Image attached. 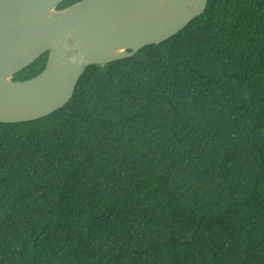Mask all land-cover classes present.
I'll use <instances>...</instances> for the list:
<instances>
[{
  "label": "trees",
  "instance_id": "obj_1",
  "mask_svg": "<svg viewBox=\"0 0 264 264\" xmlns=\"http://www.w3.org/2000/svg\"><path fill=\"white\" fill-rule=\"evenodd\" d=\"M0 264H264V0H207L0 123Z\"/></svg>",
  "mask_w": 264,
  "mask_h": 264
},
{
  "label": "water",
  "instance_id": "obj_2",
  "mask_svg": "<svg viewBox=\"0 0 264 264\" xmlns=\"http://www.w3.org/2000/svg\"><path fill=\"white\" fill-rule=\"evenodd\" d=\"M0 0V123L43 118L72 98L88 66L159 44L200 16L207 0ZM47 53L34 77L14 74Z\"/></svg>",
  "mask_w": 264,
  "mask_h": 264
}]
</instances>
